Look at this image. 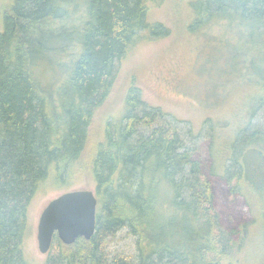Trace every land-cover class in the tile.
<instances>
[{
  "label": "trees",
  "instance_id": "16d2710c",
  "mask_svg": "<svg viewBox=\"0 0 264 264\" xmlns=\"http://www.w3.org/2000/svg\"><path fill=\"white\" fill-rule=\"evenodd\" d=\"M162 1L12 0L0 32V264H29L22 241L31 199L42 183L69 182L132 42L169 34L148 20ZM190 6L188 29L210 37L218 57L223 52L240 92L228 127L204 121L215 146L209 174L219 162L253 221L222 227L199 158L203 130L149 106L131 86L124 114L109 123L90 163L95 232L70 245L54 236L43 264H264V0ZM44 64L48 83L39 77ZM121 229L134 237L135 256L107 250Z\"/></svg>",
  "mask_w": 264,
  "mask_h": 264
},
{
  "label": "rangeland",
  "instance_id": "374dc122",
  "mask_svg": "<svg viewBox=\"0 0 264 264\" xmlns=\"http://www.w3.org/2000/svg\"><path fill=\"white\" fill-rule=\"evenodd\" d=\"M190 1L163 0L158 6L149 9V22L162 23L165 29H169V34L148 41H139L137 37L132 42L118 63L109 93L93 113L79 164L69 177V182L59 187L42 183L37 188L28 205L22 241L23 255L29 264H43L47 257V254L39 252L36 238L39 216L47 203L71 190L94 192L91 160L98 145L104 140L109 123L112 122L110 127L117 125L124 114L127 91L131 86L140 90L142 99L149 106L158 107L186 121L195 130H203L199 158L211 182L222 227L234 230L241 224L253 221L254 209L242 195L230 193L228 185L218 174L221 173L219 162L216 165L217 174H209L211 165L216 164L210 153V148L215 149V146L214 141L208 137V124H204V121L209 119L217 128L228 127L227 122L232 121L237 112L240 92L233 86L234 76L226 74L228 63L223 59V52L218 57L215 47L207 43L210 37L188 29L192 22ZM11 4L12 0H0V32L4 15ZM211 32L218 37L225 35L221 29H211ZM53 44L58 45L56 41ZM46 67L44 64L43 74H39V77H44L47 81L45 83H48L50 80L47 76L51 75L44 71ZM106 244L112 254H136L135 239L127 229H121L115 236L108 238Z\"/></svg>",
  "mask_w": 264,
  "mask_h": 264
},
{
  "label": "water",
  "instance_id": "95a60500",
  "mask_svg": "<svg viewBox=\"0 0 264 264\" xmlns=\"http://www.w3.org/2000/svg\"><path fill=\"white\" fill-rule=\"evenodd\" d=\"M96 207L92 190H71L50 200L37 224L39 252L48 253L54 236L65 245L73 244L78 238L89 240L95 232Z\"/></svg>",
  "mask_w": 264,
  "mask_h": 264
}]
</instances>
